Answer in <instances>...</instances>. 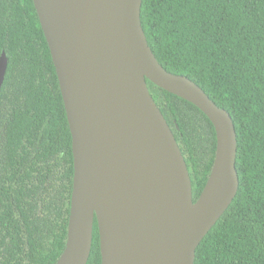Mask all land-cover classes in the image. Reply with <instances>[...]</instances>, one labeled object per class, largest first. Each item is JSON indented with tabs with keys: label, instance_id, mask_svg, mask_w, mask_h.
Segmentation results:
<instances>
[{
	"label": "trees",
	"instance_id": "1",
	"mask_svg": "<svg viewBox=\"0 0 264 264\" xmlns=\"http://www.w3.org/2000/svg\"><path fill=\"white\" fill-rule=\"evenodd\" d=\"M149 45L233 118L239 189L196 250L195 264H264V0H143ZM0 264H56L66 248L73 138L34 0H0ZM185 156L196 202L211 174L217 132L194 103L147 79ZM87 264H102L94 223Z\"/></svg>",
	"mask_w": 264,
	"mask_h": 264
},
{
	"label": "water",
	"instance_id": "2",
	"mask_svg": "<svg viewBox=\"0 0 264 264\" xmlns=\"http://www.w3.org/2000/svg\"><path fill=\"white\" fill-rule=\"evenodd\" d=\"M143 0H34L73 138L68 240L56 264H87L98 221L102 264H195L196 250L235 199L240 179L233 118L149 45ZM8 68L0 58V91ZM147 79L197 105L217 150L194 202L182 149Z\"/></svg>",
	"mask_w": 264,
	"mask_h": 264
}]
</instances>
